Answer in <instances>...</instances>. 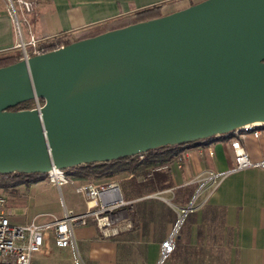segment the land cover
<instances>
[{"label": "water", "instance_id": "95a60500", "mask_svg": "<svg viewBox=\"0 0 264 264\" xmlns=\"http://www.w3.org/2000/svg\"><path fill=\"white\" fill-rule=\"evenodd\" d=\"M247 126L264 127V0H201L0 67V174H47Z\"/></svg>", "mask_w": 264, "mask_h": 264}, {"label": "crops", "instance_id": "0c3cea01", "mask_svg": "<svg viewBox=\"0 0 264 264\" xmlns=\"http://www.w3.org/2000/svg\"><path fill=\"white\" fill-rule=\"evenodd\" d=\"M32 1L29 27L38 39L61 34L76 39L129 24L142 9L159 5L167 14L192 0ZM16 49L13 22L5 1L0 0V54ZM259 130V137L247 133L241 140L255 161L264 159V127ZM236 136L189 147L162 167L168 169L171 185L125 199L131 227L118 235L103 237L91 219L76 226L74 236L84 263L155 264L160 242L180 219L175 249L164 264H264V169L235 171L216 186L206 183L200 187L208 173L233 166L230 141ZM75 182L80 181L71 180ZM190 202L192 209L181 216ZM34 259L36 264H75L71 248L53 242L48 253Z\"/></svg>", "mask_w": 264, "mask_h": 264}, {"label": "built area", "instance_id": "2783aa9c", "mask_svg": "<svg viewBox=\"0 0 264 264\" xmlns=\"http://www.w3.org/2000/svg\"><path fill=\"white\" fill-rule=\"evenodd\" d=\"M16 6L19 8L18 11ZM6 10L12 19L17 35H19L17 42V47L21 51L19 59H27L30 56L44 53L43 43H46L50 38L38 39L31 28H29L27 40L21 34L23 22L29 26L28 16L34 11V2L32 0H6ZM33 104V107H40L42 101L36 99ZM247 133L259 137L261 131L254 129L253 126H247L243 131L236 132L237 136L230 141L233 150V166L222 172L208 173L200 187L206 183L216 186L221 178L235 171L248 168L264 169V159L252 160L242 145L241 140ZM210 154H212L211 151ZM55 170V174L50 170L47 176L50 182L60 188L67 182V178L62 170ZM75 193L85 206L83 211L65 210L60 218H53L45 222L30 221L26 223H17L11 219L8 201L6 197L0 195V264H36L35 256L48 253L52 242L57 247H70L74 263L85 264L78 251L74 236L76 226L85 225L91 219L103 237L116 236L131 227V223L121 213V208L129 202L123 199L118 183L99 185L91 182L81 183L76 186ZM192 204L190 202L182 210L183 216L192 209ZM179 227L180 219L160 242L159 257L155 264H164L174 251Z\"/></svg>", "mask_w": 264, "mask_h": 264}, {"label": "trees", "instance_id": "16d2710c", "mask_svg": "<svg viewBox=\"0 0 264 264\" xmlns=\"http://www.w3.org/2000/svg\"><path fill=\"white\" fill-rule=\"evenodd\" d=\"M198 1H190L189 5ZM138 21H145L164 15L161 6H152L142 9L135 13ZM76 39L69 34H61L51 37L46 43H43L45 52L67 45ZM20 49L0 54V67L7 66L17 62L20 58ZM42 101V100H41ZM34 100L23 102L10 110H20L32 108ZM197 140L180 145H166L157 149H150L145 153L123 156L114 160L92 162L62 170L67 179L73 181H82L86 179H111L120 174H128L126 181L122 184L123 197H139L144 192H152L157 189H163L171 185V179L168 169L162 167L169 164L179 154L197 143L205 144L213 139ZM47 174L42 173H5L0 174V189H15L19 185H30L45 180ZM140 178V179H139ZM128 192H131L128 195Z\"/></svg>", "mask_w": 264, "mask_h": 264}, {"label": "rangeland", "instance_id": "374dc122", "mask_svg": "<svg viewBox=\"0 0 264 264\" xmlns=\"http://www.w3.org/2000/svg\"><path fill=\"white\" fill-rule=\"evenodd\" d=\"M4 1L6 4V0ZM194 1H198V0H194ZM16 10L17 11L19 10L18 6H16ZM133 16H134L133 22L138 21L137 16L136 15ZM29 28L30 27L28 26V24L24 22L21 25V34L25 40L28 39ZM15 35L18 42L19 35H17L16 31H15ZM33 106L34 104L31 105V107ZM127 176L128 174L124 173L116 177H113L111 179H101V180L86 179L78 183L76 182L71 183V180L67 179V182L63 184L60 188L54 183L50 182L47 176L45 180L40 181L38 183H34L30 185H19L15 187V189H7V190L0 189V195L6 197L9 204V208L11 210V219L14 222L17 223H26L30 221L45 222L53 218L62 217L65 210H72L73 212H81L85 209L84 204L81 203L78 195L75 193V188L79 183L91 182L96 185L106 184V183H118L120 185V189L123 197L122 184L126 181ZM66 186L70 190V194ZM123 199L125 200L124 197ZM127 205L121 208L122 215L126 217L129 216V210L127 209ZM180 214L182 216L183 212L181 211Z\"/></svg>", "mask_w": 264, "mask_h": 264}, {"label": "bare ground", "instance_id": "6f19581e", "mask_svg": "<svg viewBox=\"0 0 264 264\" xmlns=\"http://www.w3.org/2000/svg\"><path fill=\"white\" fill-rule=\"evenodd\" d=\"M52 171H53L54 174L56 173V170L55 169H53Z\"/></svg>", "mask_w": 264, "mask_h": 264}]
</instances>
